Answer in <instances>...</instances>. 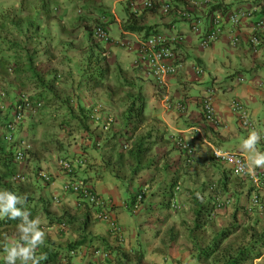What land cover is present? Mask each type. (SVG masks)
Here are the masks:
<instances>
[{"label":"crops","instance_id":"crops-1","mask_svg":"<svg viewBox=\"0 0 264 264\" xmlns=\"http://www.w3.org/2000/svg\"><path fill=\"white\" fill-rule=\"evenodd\" d=\"M58 2L68 10L61 14L49 11V7L57 4V0H52L46 7L38 2L32 10L7 12L17 18L15 24L7 23L11 37L23 47L15 53L21 57V64L29 68L22 78H30L31 83L35 76L49 78L59 70L65 82L61 84L63 90L56 92L62 104L56 100L53 106L41 112L36 122L33 119L37 117L29 113L17 135L31 139L34 144L32 154L16 166L18 173L30 179L28 192L20 191L32 197L24 206L33 208L30 217L39 218L45 232V242L38 247V255L46 256L44 264H90L94 259L93 247L102 246L114 250L115 264H163L171 254H161L162 249L175 241L172 242L174 248L181 246V249L172 257L185 263L191 257L194 232L201 233L194 228L192 196L194 193L202 196L208 178L222 180L224 177L223 171L211 173L213 164L218 166L213 150L236 151L245 160L248 155L240 145L250 130L244 129L232 112L233 99L242 101L250 110L257 124L255 130L262 135L257 148L264 151V47L253 53L248 43L252 21L264 18V0H214L212 6L196 9L194 15L205 30L209 27L211 12H255L253 20H245L236 30L242 37L241 44L236 47L231 44L233 31L226 25L222 36L208 48L200 47L199 36L191 32L190 22L180 19L176 11L165 14L159 9L141 10L133 14L126 0ZM213 6L217 9L213 10ZM81 8L83 12L78 13ZM98 23L108 29L111 42H101L93 36V27ZM159 32H176L185 37L177 46L183 66L177 74L167 77L163 86L149 74L137 50L141 39ZM117 41L127 45L122 47ZM198 68H203V73H198ZM112 85L120 91L110 88ZM10 88L11 100H14L19 90L14 86ZM30 89L34 91L33 84ZM209 90L214 92L218 125L204 120L202 100ZM99 100L104 101L114 115L120 112L126 116L129 106L134 104L135 110L143 114L141 123L137 117L123 121L115 117L116 122L105 132L91 121L90 130L87 128L76 136H66L55 126L47 125L50 117L59 114L70 115L80 124L77 117L82 111L90 112ZM180 102L186 105L185 111L176 107ZM11 116V108L0 115L3 123L0 136ZM178 134L186 136L195 146L192 163L175 145L174 136ZM4 150L9 151V147ZM4 150L0 151V163L6 160ZM63 154L70 155L71 159L80 155L87 157V164L77 167L75 176L88 182L100 196L114 202L112 214L124 231V242L117 240L107 222L96 217L95 206L73 193H62L61 187L69 179L58 163ZM11 166H15L13 161ZM40 169L52 175V183L34 180ZM261 171L264 167L254 169L244 178L232 175L227 183V188L234 184L228 194L233 206L228 209L234 222L253 220L251 198L258 192L264 199V187L255 186L251 175ZM175 182L181 183L177 201L190 210L180 215L181 220L164 211L162 204ZM144 187L148 188V198L141 211L134 214L131 203ZM55 195L60 202L53 200ZM219 213L218 218H222V212ZM229 223L215 224L221 227ZM62 224L67 228L63 229ZM16 225V222L0 225V261H3V247L19 238ZM162 240L166 246L160 249ZM71 250H76L77 254L70 255ZM137 256L143 260L139 262ZM253 264H264V256Z\"/></svg>","mask_w":264,"mask_h":264},{"label":"built area","instance_id":"built-area-1","mask_svg":"<svg viewBox=\"0 0 264 264\" xmlns=\"http://www.w3.org/2000/svg\"><path fill=\"white\" fill-rule=\"evenodd\" d=\"M134 13L140 12L142 9L154 10L160 9L163 13H170L176 10L178 16L191 23V32L199 36V44L201 48H208L212 43L217 41L223 34L226 25L233 31L231 33V44L238 46L242 42L241 35L236 31L241 23L245 20H253L254 11L252 10H239L238 12H230L222 14L221 12H211V19L208 29L205 30L200 20H198L194 12L196 9L210 6L214 3V0H181V7L175 9L173 0H126ZM252 33L248 38V43L251 46L253 53L259 52L264 47V18L252 21ZM93 35L96 39L111 42L112 37L108 29L104 25H97L94 28ZM185 37L181 33H154L146 38L139 41L138 45V56L141 62L146 63L149 74L152 75L156 82L161 86L166 84V79L169 76L175 75L183 66V58L178 50V45L183 43ZM120 46H126V42L117 41ZM11 71L12 68L10 67ZM203 68H198V73H203ZM4 96V93H2ZM2 96V97H3ZM42 106V102L39 100L31 99L30 95L26 92H22L21 96L18 97L14 102L13 114L10 120L5 124L4 140L8 143L15 142L16 136L23 124L27 113H35ZM179 110L185 111L186 105L182 102L176 106ZM232 112L238 117L240 125L246 130L256 129L257 124L253 118L248 107L240 100L233 99L230 103ZM202 108L204 120L214 125L219 124L217 110L214 105V92L209 90L208 93L203 97ZM0 109L6 111L7 104L1 103ZM90 118L96 123H100L104 126V130L109 128L114 123V116L105 110L103 103H97L92 108ZM175 145L186 154L187 161L192 163L195 156V146L193 142L186 136L178 134L174 136ZM33 149V145L30 141L24 138H19L17 147L14 149L13 158L15 162H24ZM214 159L217 162H221L230 167L232 175L237 178H244L247 174L237 175L235 169L242 166L245 163V158L241 153L231 150L214 149ZM85 158H79L75 161L77 166L86 165ZM60 167L68 174L73 172V166L69 160L62 159L59 161ZM38 176L43 178L45 183H52V178L45 171H40ZM26 176L22 173H17L13 176L15 182L25 181ZM251 179L255 186L264 187V171L259 174L251 175ZM180 185H177L174 190V199L171 202V208L173 210L179 209L181 205L176 199V196L180 192ZM63 193H73L88 203L92 204L97 208L96 217L107 222L110 230L116 236L119 242L125 241L124 231L122 227L117 223L116 218L112 214V208L114 202L110 199H106L100 196L91 185L84 179H80L76 176L71 177L62 186ZM147 194L146 189L139 191L135 197L134 202L131 204V210L134 213H138L145 200ZM55 202H59V196L53 197ZM216 209H222L229 200H217L214 202ZM252 206L261 207L260 197L258 193H254L251 198ZM261 209V208H260ZM62 228L66 229V224H62ZM39 254V248H37V255ZM76 250H71L70 255H76ZM93 261L90 264H115L114 252L109 247L95 246L92 250ZM40 264H44L43 261Z\"/></svg>","mask_w":264,"mask_h":264},{"label":"trees","instance_id":"trees-1","mask_svg":"<svg viewBox=\"0 0 264 264\" xmlns=\"http://www.w3.org/2000/svg\"><path fill=\"white\" fill-rule=\"evenodd\" d=\"M214 9L215 6H213ZM7 12H13L11 10H0V88H3L4 85V79L6 78L9 72L10 64H11V75H14L13 80L21 81L22 86H29L33 84L34 86V94H31V99L39 100L42 103V106L36 110L35 113H33V116L37 117L33 119L35 122L39 121V118L41 117V112L46 110L48 106H53L54 103H56V100L59 101L60 104H62V101L60 100L59 96L56 94V78L62 79L61 74H56V72H53L49 78H46V75L44 77L41 76H35L33 78V82H29L30 78H22V76L29 71V68H25L21 64V57L19 54L15 52H19V50L23 49L22 46H20L12 37H11V30L8 29L7 23L15 24L17 22V18L13 17L10 13L7 14ZM255 13V12H254ZM100 24V23H98ZM134 29V28H133ZM22 47V48H21ZM30 67L32 65V61L29 59ZM48 74V72H47ZM10 86H13V82H10ZM58 83V82H57ZM36 91V92H35ZM67 103V100H66ZM13 107L12 103L10 105H7L6 111H2L0 109V112H8L11 108V112L13 114ZM136 107L134 104H131L128 108V112L126 114V120L129 118H138V123H141L143 115L141 110L136 111ZM80 117H77V120L80 119V124H77V122L72 120V116L70 115H56L53 119V126L58 128L60 131H64L66 133V136H76L78 133L85 132V129L90 130V122L92 119L90 118V112L88 111H82ZM12 117V116H11ZM10 120V119H9ZM33 121V123H34ZM94 122V121H92ZM79 123V122H78ZM96 123V122H94ZM97 124V123H96ZM99 125V124H97ZM101 126V125H100ZM99 126V127H100ZM22 127V125H21ZM20 127V128H21ZM103 131L104 126L102 125L100 127ZM18 135V134H17ZM2 138V141H0V151H3L4 149H8L9 151L4 150L6 160L0 163V185L4 187V189L13 191L18 194V191L21 196L25 197V204L26 201L32 200V197L30 195L22 194L21 190L23 192H28V183H30L29 176H26L25 181L21 182H15L13 180V176L16 174L14 173V166L12 167V161H14L13 153L14 149L17 147L18 139L24 138L30 141L34 147V144L31 139L27 137H18L16 136L17 141L12 143H8L4 140L3 136H0V139ZM98 142L96 139L95 144ZM8 145H6V144ZM33 149L30 151L29 155L32 154ZM12 155V157L10 155ZM28 157V156H27ZM71 156L68 154H63L60 156V159L58 162L62 159L69 160L73 166V172L66 174L69 176V179L71 177L75 176V169L77 166L75 165V161L79 158H85L87 162V157L84 155H80L74 158H70ZM27 159V158H26ZM26 161V160H25ZM218 165H221L224 169L223 171V179L219 180L218 185L215 183L213 184L211 181L210 184H206V189L202 191V196L197 195V193H194L192 198L194 201H192V205L194 206V214L196 216L195 222V231L199 230L201 231L200 234H197L193 236V245L191 247V252L189 257V260L183 263L181 260L174 261L173 259H169V257H166L163 264H252L253 261L257 258L262 257L264 253V222L260 223L257 222L259 220L264 219V214H261L260 212L263 211L264 213V199L260 197V203L261 207L253 206V217L251 222H230L228 225H223L221 227L217 226L216 223V214H219V210L216 209L215 201L217 200L218 196L215 195L213 189L215 191L219 187L220 189H225L227 183L232 177V172L229 166L217 162ZM60 166V165H59ZM61 168V167H60ZM61 170H63L61 168ZM40 171L45 170H38L35 175V181L37 183L44 182L43 178L38 176ZM47 172V171H45ZM65 172V171H64ZM48 173V172H47ZM50 177L52 178V175L48 173ZM11 177V179H10ZM68 179V180H69ZM53 182V178H52ZM45 183V182H44ZM48 184V183H46ZM50 184V183H49ZM64 185V184H63ZM62 185V186H63ZM177 185L181 186V183L175 182L173 183L172 188L169 190L170 194L165 196L163 204V209L170 210L171 209V202L174 199V190ZM254 189V188H253ZM21 191V192H20ZM62 191V187H61ZM205 191L207 192L205 194ZM63 193V192H62ZM210 194V195H209ZM136 195V194H135ZM213 195L215 197H213ZM152 196H149L151 198ZM203 198H206L203 200ZM214 198V199H213ZM213 199V200H212ZM220 199V198H219ZM212 200V201H211ZM225 206V205H224ZM30 213V216L32 212L34 211L33 208L30 205L24 206ZM261 208V209H260ZM235 219H237V213L235 214ZM6 222H16L18 223V220H10L7 218L0 219V225L5 224ZM123 230V229H122ZM193 234V233H192ZM171 258V257H170ZM137 260L141 262L143 258L137 256ZM0 264H3V261H0Z\"/></svg>","mask_w":264,"mask_h":264},{"label":"clouds","instance_id":"clouds-1","mask_svg":"<svg viewBox=\"0 0 264 264\" xmlns=\"http://www.w3.org/2000/svg\"><path fill=\"white\" fill-rule=\"evenodd\" d=\"M175 2H177L178 7L175 5L176 4ZM173 4H174L175 9L180 8L181 7V0H173ZM212 5H210V6H212ZM207 7H209V6H207ZM142 10H144V9H142ZM145 10H148V9H145ZM154 10H156V9H154ZM173 11H176V10H173ZM79 12H81V10H79ZM133 14H136V13L133 12ZM165 14H169V13H165ZM176 14H177V12H176ZM97 25H103V24L94 25L93 30H92V34L94 32L95 26H97ZM190 27H191V23H190ZM99 41H101V40H99ZM101 42H104V41H101ZM14 102H15V100H14ZM14 102L12 103V105H14ZM97 103H99V101H97L95 104H97ZM100 103H102V102H100ZM104 106H105V110L108 113L112 114L111 111L107 108V106L105 104H104ZM93 107L94 106H92L90 108V113H91ZM29 113H33V112H29ZM29 113H27V115ZM112 115L114 116V123H115L116 122V119H115L116 116L114 114H112ZM114 123H113V125H114ZM97 124L102 126V124H100V123H97ZM111 127L109 128V130L111 129ZM109 130H107V131H109ZM4 131H5V125H4ZM3 138H4V132H3ZM261 139H262L261 132L258 130H255V129L250 130L247 133L246 137L242 139L240 147L248 155L246 156L245 163L242 166H239L235 169V172L237 175H239V174H251L254 169L264 167V151H261L257 148V145L260 143ZM17 163H21V162H17ZM143 189L147 190L148 188L144 187ZM139 191H141V190H139ZM180 191H181V189H180ZM137 193H136V195H137ZM136 195L134 196L132 203L134 202ZM145 198H148V192H147ZM25 200H26L25 197L13 192V191H10L7 189H0V219L7 218L10 220H18L19 221L16 225L17 231L19 233V238H18V240L13 241L10 245H5L3 247V253H4V255L2 257L3 264H17L18 261H19V264H40L41 261L46 259V256L44 254L37 255V248L39 246L43 245L45 242V232L40 227L39 218H31L30 217L29 211L24 207ZM144 203H145V200H144L143 204ZM131 212L134 213L132 210H131ZM138 213H134V214H138Z\"/></svg>","mask_w":264,"mask_h":264},{"label":"rangeland","instance_id":"rangeland-1","mask_svg":"<svg viewBox=\"0 0 264 264\" xmlns=\"http://www.w3.org/2000/svg\"><path fill=\"white\" fill-rule=\"evenodd\" d=\"M51 1L52 0H0V10H4V11L5 10H14V11H19V10H32L37 5L38 2H42L44 4V6L46 7V6H48L50 4ZM48 9L51 12H55L57 14L58 13L61 14L63 10H68V7L62 5V3H59L58 0H57V4L54 3L53 6L52 7H49ZM77 9L78 8H74V10H77ZM82 12H83V8H81V13ZM78 13H80V12H78ZM106 58L107 57L105 56V60H106ZM111 59H113V57L112 58H109L108 60H111ZM9 66H11V64ZM10 73H13V72H11V71L8 72L9 75H7L6 78L4 79V81L5 80L6 81L4 82L3 88H0V104L1 103L9 104V103L13 102L18 97L21 96V94H22L21 91L26 92L30 96H31V94L32 95L34 94L33 89H30V87H31L32 84L29 85V86H22L20 84L21 81L13 80L14 79V75L13 74L11 75ZM56 74H61V73H60L59 70H57L56 71ZM10 82H13L14 83L13 86L16 87L19 90V92H20V93L18 92L17 94L14 95V96H16V95L18 96V97L16 96L14 98V100H11V98H13V91L10 88L11 87L10 86V84H11ZM56 82H58L55 85L56 86V90H57V92H60L61 90H63V87H61L62 82L63 83H65V82L62 79H57V78H56ZM26 88H28V89H26ZM110 88H113L115 90H119V88L118 87L116 88L114 85L110 86ZM2 93H4V96H3ZM83 95H85V93ZM99 102H102V103H104L107 106V104L104 101L99 100ZM1 114H2V112H0V115ZM115 116L118 117L117 119L119 121H123L124 119H126V116L125 115H120V112H118L117 115L115 114ZM53 119H54V117H50V119L48 120L49 123H47V125L48 126H51V128L54 127V126L52 127V125H53ZM2 124H3L2 121H0V127L2 126ZM61 133L66 134L62 130H61ZM10 156L12 157V155H10ZM16 163L17 162H14V164H15L14 170H13L14 173L15 172L16 173L19 172V169H18V166H16ZM213 165H214L213 168H210L211 169V173H213L214 171H216V172L217 171H219V172L224 171V169H223V167L221 165H218V166L216 164H213ZM207 178H208V175H207ZM10 179H11V177H10ZM208 180L211 181L213 184L215 183L216 185H218V183H219V180L218 179L217 180H213V179H209L208 178ZM208 180H206L205 184H208V183L210 184L211 183ZM233 183H235V182H233ZM233 185L234 184H231V187H228V188L225 187V189H220L221 187H219V190L220 191H218V189L216 191H215V189H213L212 192H214L215 195L218 196V198H220V200H224V202H226L227 200L231 199V197L228 196V194H229V192H231L230 190L233 187ZM0 189H4V187L2 185H0ZM213 197H215V196L213 195ZM229 206H231V208H233L231 202L226 203V205L220 210L222 212V214H221V217L222 218H218L217 217L216 218V222H234L233 220H231V215H230V212H229V209H228V208H230ZM167 211H168V214H171V215L174 214L175 216H177L179 218V220H181L180 219L181 218V216H180L181 214L184 215L185 213H190V210L184 209V207L182 205H181V207L179 209H176V210L170 209V210H167ZM219 214H216V216H218ZM187 218H189V217H187ZM185 222H187V221H185ZM257 222L263 223L264 222V219L259 220ZM161 238H163V237H161ZM172 242H175V241H172ZM172 242L171 241L169 242V245H167V247H166L165 250L162 249L163 251H161V254L165 252V254H168L169 255V253H170L171 254V258H169V259H171V260L173 259L175 261V258L172 257V255H174L173 253L176 250L179 249L178 251H180L181 246H179V248L178 247L177 248H174L175 247L174 246L175 243H172ZM170 243H172V244H170ZM159 246H160V249H161L162 247H165L166 244L162 240L160 242ZM166 252H168V253H166ZM262 256H264V253H263ZM257 259H255L253 261V263H255L257 261Z\"/></svg>","mask_w":264,"mask_h":264}]
</instances>
